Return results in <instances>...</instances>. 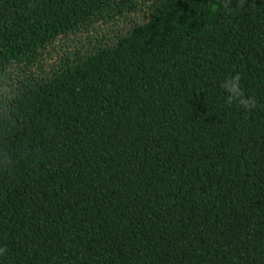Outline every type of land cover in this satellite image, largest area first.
<instances>
[{"label":"trees","instance_id":"16d2710c","mask_svg":"<svg viewBox=\"0 0 264 264\" xmlns=\"http://www.w3.org/2000/svg\"><path fill=\"white\" fill-rule=\"evenodd\" d=\"M0 249L264 264V0H0Z\"/></svg>","mask_w":264,"mask_h":264},{"label":"clouds","instance_id":"9594fccd","mask_svg":"<svg viewBox=\"0 0 264 264\" xmlns=\"http://www.w3.org/2000/svg\"><path fill=\"white\" fill-rule=\"evenodd\" d=\"M241 76L239 74L228 78L221 83V87L228 93L227 104L238 103L245 109L254 108L255 101L244 97L243 90L240 87ZM4 249H0V255H3Z\"/></svg>","mask_w":264,"mask_h":264}]
</instances>
